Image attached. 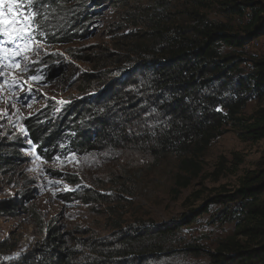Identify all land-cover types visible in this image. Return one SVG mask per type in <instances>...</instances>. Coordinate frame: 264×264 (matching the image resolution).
<instances>
[{
	"label": "trees",
	"instance_id": "16d2710c",
	"mask_svg": "<svg viewBox=\"0 0 264 264\" xmlns=\"http://www.w3.org/2000/svg\"><path fill=\"white\" fill-rule=\"evenodd\" d=\"M36 1L35 12L54 15L77 3L75 18L64 24L70 35L85 31L96 17L87 14L88 0ZM174 1L135 10L140 29L128 47L108 53L94 73L84 74L80 96L28 119L40 148L92 156L111 151L165 155L186 172L197 169L199 158L230 129L246 142L264 140V56L245 52L264 37V0L222 2L226 11L247 18L240 29L197 11L187 22L175 21L169 17ZM225 49L232 52L224 54ZM251 103L257 106L248 114ZM14 149L0 142V172L17 163ZM179 174L175 182L187 188ZM23 199L0 200V213H20ZM214 206H220L214 218L232 224L233 232L207 252L209 264H264V168L249 172L233 194L211 198L202 212H191L172 228L117 221L107 237L70 239L31 211L37 237L24 253L0 264H173L170 259L201 257L205 250L191 246L180 232ZM20 243V237L0 240V255L13 254Z\"/></svg>",
	"mask_w": 264,
	"mask_h": 264
},
{
	"label": "rangeland",
	"instance_id": "374dc122",
	"mask_svg": "<svg viewBox=\"0 0 264 264\" xmlns=\"http://www.w3.org/2000/svg\"><path fill=\"white\" fill-rule=\"evenodd\" d=\"M114 1L118 0H88L87 14L96 17L85 31L70 35L64 24L75 18L77 3L71 6L73 10L54 15L48 10L35 12L37 1L32 0L31 7L23 5L24 12L35 13L30 38L13 43L0 35V142L13 145L17 158L13 168L0 172V200L26 195L20 213H0V240L11 243L21 238L20 247L11 255L1 254L0 262L24 253L37 237L31 211L46 223L56 224L70 239L107 237L117 221L125 226L152 222L172 228L191 212H202L211 198L233 194L249 172L264 168V140L246 142L231 129L199 158L197 169L186 172L178 171L177 160L165 155L153 158L116 151L78 155L40 148L32 140L28 119L49 105L59 106L80 96L84 74L94 73L108 53L128 47L130 37L140 29L141 18L133 12H145L159 2L127 0L113 5ZM224 1L175 0L169 17L183 23L197 11L240 29L247 18L226 11ZM0 7L7 9L8 3ZM229 52L224 50V54ZM245 52L264 56V37ZM256 106L249 104L246 113ZM177 172L184 178L182 183L189 184L187 188L175 182ZM219 208L212 207L180 232L191 246L204 249L203 255L170 259L173 264H209L207 252L233 232L232 224L214 218Z\"/></svg>",
	"mask_w": 264,
	"mask_h": 264
},
{
	"label": "snow or ice",
	"instance_id": "6c2138e0",
	"mask_svg": "<svg viewBox=\"0 0 264 264\" xmlns=\"http://www.w3.org/2000/svg\"><path fill=\"white\" fill-rule=\"evenodd\" d=\"M8 3V8L0 7V35L9 38V42L27 40L30 38V29L35 13L24 12L23 5L31 7L32 0H0V6ZM15 6V8L13 7ZM17 55L20 53L17 52ZM19 67V65H17Z\"/></svg>",
	"mask_w": 264,
	"mask_h": 264
}]
</instances>
